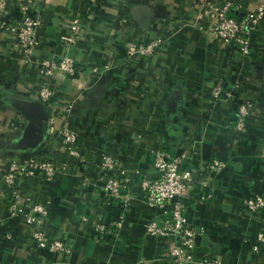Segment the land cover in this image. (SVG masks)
Returning a JSON list of instances; mask_svg holds the SVG:
<instances>
[{
	"label": "crops",
	"instance_id": "obj_1",
	"mask_svg": "<svg viewBox=\"0 0 264 264\" xmlns=\"http://www.w3.org/2000/svg\"><path fill=\"white\" fill-rule=\"evenodd\" d=\"M1 1L6 12L0 11V20L17 21L18 2ZM201 1L36 0L37 58L66 52L62 37L73 20L83 29L68 51L79 74L58 72L49 79L59 105L54 109L35 93L41 81L35 63L25 61L0 27V264H175L164 253L165 239L145 235V223L159 212L138 198L130 207L106 202L97 178L106 154L152 173V153L160 146L169 157L192 154V166L213 158L226 162L218 172H205L211 176L207 197L186 207L188 221L204 229L194 253L227 264H264V240L257 241L264 232V208L254 216L243 207L247 198L264 197L258 146L264 139V13L250 32L248 52L227 54L196 19ZM237 1L243 14L264 5ZM159 36L166 40L163 54L127 60L128 42ZM92 66L101 69L93 75ZM218 86L224 93L214 95ZM242 101L257 108L247 138L226 128ZM51 119L54 127L75 134L84 161L53 135ZM47 147L65 171L48 182L28 176L18 190L26 205H46L41 226L71 243L68 257L35 248L25 220L13 214V189L1 179L7 162ZM114 219L122 220L120 228L98 239L96 223Z\"/></svg>",
	"mask_w": 264,
	"mask_h": 264
},
{
	"label": "built area",
	"instance_id": "obj_2",
	"mask_svg": "<svg viewBox=\"0 0 264 264\" xmlns=\"http://www.w3.org/2000/svg\"><path fill=\"white\" fill-rule=\"evenodd\" d=\"M18 2L20 18L13 22L1 18L0 27L13 37L12 44L28 63H35L41 79L35 88L37 97L49 108L59 107L56 100V90L49 82L56 73L67 77L79 74L77 62L68 51L76 44L82 34V27L78 19L73 20L62 37L65 53L59 57L41 56L37 58L34 50L39 44L37 35L38 21L33 12L36 9V0H16ZM125 1V0H122ZM243 4L237 0H202L196 13L200 27L213 35L219 49L225 53L237 51L246 53L249 50L250 32L258 24L264 13V5L258 6L256 13H242ZM0 11L6 12L4 2H0ZM4 15V14H3ZM166 40L162 37L150 38L146 41H130L127 43V60L134 57H153L163 54ZM37 58V59H36ZM101 67L92 66L90 73L97 74ZM224 89L218 86L213 90L214 95L223 94ZM68 111V107L65 108ZM257 108L253 102H239L236 114L230 118L226 126L243 137L252 133L253 117ZM50 127L55 135L66 147L67 152L82 161L84 155L76 145L77 138L65 126L54 127L53 119ZM260 156L264 158V139L258 141ZM51 148L47 147L39 154L29 155L21 159L15 158L1 168L3 186L13 189V214L20 215L27 224L28 238L35 248L44 252L61 254L68 257L72 252V245L60 235H50L42 228V221L47 214L43 203H27L26 198L18 190L21 182L28 176H39L48 182L65 171V164L59 163L51 155ZM192 154L181 152L169 157L160 146L152 153V173L139 168L125 167L112 154L102 157L97 167V178L103 190L106 202L118 201L123 207H130L138 198L151 210H157L145 223V235L166 240L164 253L171 257L175 264H227L215 255H198L194 253L196 236L202 234L204 229L191 224L186 217L187 205L196 199L207 197L205 192L211 181L210 174L205 172H218L225 168L226 162L213 158L204 163L192 166ZM139 185L137 193L133 187ZM175 198V199H174ZM27 209L25 210V208ZM243 207L251 215H257L264 208V197L256 195L247 198ZM82 221H86L82 217ZM122 220H100L96 223V236L98 239L106 238L112 229H118ZM264 240V232L257 236V241ZM254 249H257L256 245Z\"/></svg>",
	"mask_w": 264,
	"mask_h": 264
},
{
	"label": "water",
	"instance_id": "obj_3",
	"mask_svg": "<svg viewBox=\"0 0 264 264\" xmlns=\"http://www.w3.org/2000/svg\"><path fill=\"white\" fill-rule=\"evenodd\" d=\"M139 189H140V186L139 185H136V186L133 187V190L136 191V192H138ZM200 238H201V235L198 234L195 239H196V241H198Z\"/></svg>",
	"mask_w": 264,
	"mask_h": 264
}]
</instances>
